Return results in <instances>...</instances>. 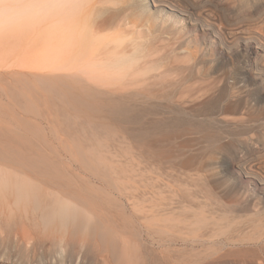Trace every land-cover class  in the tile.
Listing matches in <instances>:
<instances>
[{"label": "rangeland", "instance_id": "1", "mask_svg": "<svg viewBox=\"0 0 264 264\" xmlns=\"http://www.w3.org/2000/svg\"><path fill=\"white\" fill-rule=\"evenodd\" d=\"M112 1H98L94 5V12L98 14L94 13L93 18L97 21L108 15L126 17L128 24H123L125 21L120 24L121 30L127 31L122 32L124 36L129 32L125 45L129 43L127 48L131 50L130 40L135 39L144 47L146 57L136 63V68L137 72L141 70L145 74L136 72L137 82L133 85L140 94V120L135 122L134 119V123L127 126L143 130L144 140L137 143L130 135L123 136L121 130L127 128L119 116L110 117L104 112L78 115L74 110L57 109L62 102L51 101L39 81L52 78L50 69L39 68V57L53 44L48 36L55 19L52 0H0V8L11 6L19 10L31 6L26 16H17L8 8L2 10L8 14L0 16V61L5 59L2 60L5 65L0 63V128L4 131L0 134V149L6 152L5 157H0V166L9 181L23 180L27 188L38 192L43 204L63 201L72 207L103 212L109 218L110 231L117 237L120 248L131 252L132 258L140 253V257L127 260L126 264H156L150 239L141 241L138 233V209L173 207L182 211L184 208L190 215L188 209H217L219 213L210 214L218 217L225 213L223 202L228 203L242 192H248L251 200L261 199L264 207V189H255L242 177L243 167L264 174V74L258 71L253 52L243 44L231 50L214 48L208 39L198 38V31L188 28L185 20L167 19L166 11L155 7L152 0ZM214 1L222 7L227 3L226 0ZM156 17L166 24H161ZM167 25L171 27L168 29ZM178 27L183 31L182 38L174 33ZM258 29L253 27L254 33L264 40V34ZM113 30L120 29L114 27L105 32ZM251 45L255 46V42ZM190 59L192 61H188ZM203 79L208 81L204 80V85H210L212 91L204 99L193 101L188 96V88L196 89L194 86L199 87ZM170 80L181 83L176 94L183 92V95L177 94L178 97L174 94L173 101L176 97L178 101L182 98L180 102L187 101L188 105L168 101L173 108L155 113L147 89L156 82ZM14 88L17 91H13ZM14 92L31 98L35 108L26 109L22 101L15 99ZM68 112L72 117L66 115ZM226 115L243 120L227 122ZM154 119L159 120L161 127L157 131ZM69 121H74L73 126H67ZM104 123L118 132L108 134ZM114 139H118L116 145L111 144L107 154L116 165L118 172L114 176L123 188L122 193L115 191L110 182L91 176L80 164L81 160L70 156V152L89 153L92 146L100 149ZM248 139L251 142H247ZM42 158L46 163L39 164ZM55 171H61L62 176H56ZM4 190L12 192L13 189L8 184ZM186 210L180 211L181 216L174 213L171 218L184 217L182 214H188ZM94 245V249L98 247ZM98 248L96 253L94 249L78 251V256L81 255L78 260L83 258L81 264L85 261V264H94L87 258H101L104 252L101 246ZM56 252L47 253V258L44 255L45 264H57L60 251ZM193 259L192 255H186L179 263L190 264ZM179 263L178 260L172 262ZM162 264H167V260L163 259Z\"/></svg>", "mask_w": 264, "mask_h": 264}, {"label": "bare ground", "instance_id": "2", "mask_svg": "<svg viewBox=\"0 0 264 264\" xmlns=\"http://www.w3.org/2000/svg\"><path fill=\"white\" fill-rule=\"evenodd\" d=\"M98 1L100 0H52V13L55 19L48 36L53 48L51 49L50 44L49 49L39 57V68L50 69L52 78H41L39 81L49 93L51 101L62 102L57 109L74 110L78 115L104 112L110 117L119 116L127 128L121 130L122 135H130L135 142L140 143L144 140L143 130L136 131L127 126L133 124L134 119L135 122L140 120L138 118L140 94L133 89V85L137 82L136 63L146 57L144 47L138 45L135 39L130 40V45L134 46H130L131 50L127 48L129 43L125 45L129 40L127 36L129 32L124 36L122 32L127 31H122L123 27L120 24L126 17L123 19L122 16L108 15L95 21L93 16L97 12H94V5ZM194 1L152 0L155 7L166 11L167 19L170 17L180 22L185 20L188 28L198 31V38L203 41L208 39L214 44V48L219 46L224 50H231L243 44L253 52L256 67L260 74H264V40L253 31V27H259L264 34V0H226L227 3L225 6L222 4L223 7L218 2L217 5L214 0ZM30 7L27 5L14 10L17 8L4 6L0 8V16L8 14L7 11H2L6 8L17 16H26L30 12ZM182 16H187L188 19ZM156 18L161 24H166L163 19ZM126 21L123 24L127 23ZM114 27H119L120 30L115 32L113 30L114 33L105 32ZM170 27L171 25H167L168 29ZM174 33L182 38L181 27ZM253 42L255 46L251 45ZM189 58L188 56L187 59ZM191 59L188 61H192ZM2 60L0 63L5 65ZM137 74L145 73L139 70ZM204 80L207 81L203 79L199 87L197 81L194 83L197 85L194 86L196 89H189L193 86L186 84L189 86L188 96L193 101L210 95L211 86L204 85ZM179 83L171 80L159 81L147 89L155 113L159 110L165 113L173 108V104H169L168 101L180 105L183 103L184 106L187 101L180 102L182 98L179 101L177 98L179 94L183 95V92L176 94V89L181 87ZM13 91L17 90L14 88ZM174 94L177 97L173 101ZM13 95L16 100L24 103L26 109L35 108L29 100L31 98H26L27 95L23 96V93L19 92H14ZM193 101L191 103H195ZM66 115L72 117L69 112ZM226 116L224 118L227 122L240 123L243 120L236 119L237 116L235 119ZM73 123L74 121H69L67 126H73ZM91 124L96 125V122ZM153 125L156 131L161 128L157 119L153 120ZM103 127L108 134L118 132L107 123H104ZM1 133H4L2 128ZM117 140L107 141L102 145V149L92 146L89 153L70 152V156L77 161L81 160L80 164L90 171L91 176L110 182L115 191L122 193L123 188L119 186L118 178L114 176V173L118 172L116 165L110 161L107 154L111 144L116 145ZM248 141L251 142L250 139ZM4 151L0 149V157L6 156ZM43 163H46L44 158L39 160V164ZM243 169L242 177L248 180L247 183L253 184L255 189H264V174L261 171L248 167ZM3 171L4 168L0 166V264H45L44 255L47 258V253L56 251V253L60 251L56 258L57 264L79 262L81 264L83 258L79 261L81 255L78 256V253H82L83 250L91 252L94 244L101 246V252H104L101 258L100 256L87 258L86 255L87 260L94 264H105L107 261L111 264H126L127 260H136L138 256L140 257L138 253L137 257L135 255L132 258L131 252L120 248L117 237L110 231L109 218L103 212L72 207L63 201L43 204L39 200L38 192L27 188L22 183L23 180L9 181ZM55 173L58 177L62 176L61 171ZM8 184L13 189L12 192L4 190ZM260 200L257 198L251 200L248 192H242L241 195L230 198L228 203L223 202L226 210L222 209L225 212L221 214L222 216L212 215L214 214L212 212L218 211L217 209L214 211L203 208L194 210L195 212L188 209L190 215L182 208L180 211L183 213L186 210L185 213L190 216L182 214L184 216L182 218L174 217L177 220L171 217L176 215L174 213L181 216L178 208H176L178 210L173 207L140 208L136 211L138 233L141 241L148 242L150 239L153 245V248L150 246L151 255L156 264H162L163 259L167 260V264H172L176 260L179 263L186 255L194 257L191 262L189 261L190 264H264V207ZM97 248L94 249V253Z\"/></svg>", "mask_w": 264, "mask_h": 264}]
</instances>
